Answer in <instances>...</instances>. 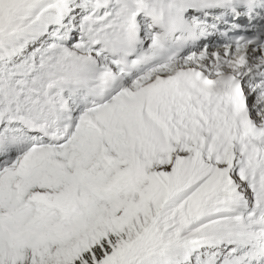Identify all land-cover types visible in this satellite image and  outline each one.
Instances as JSON below:
<instances>
[{"label":"snow or ice","instance_id":"6c2138e0","mask_svg":"<svg viewBox=\"0 0 264 264\" xmlns=\"http://www.w3.org/2000/svg\"><path fill=\"white\" fill-rule=\"evenodd\" d=\"M0 264H264V0H0Z\"/></svg>","mask_w":264,"mask_h":264}]
</instances>
